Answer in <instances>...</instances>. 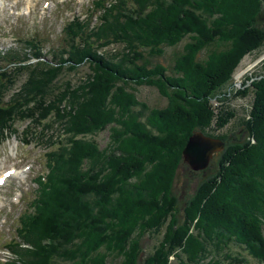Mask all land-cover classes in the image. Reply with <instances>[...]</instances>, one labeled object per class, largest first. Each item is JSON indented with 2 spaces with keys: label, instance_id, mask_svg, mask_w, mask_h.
Masks as SVG:
<instances>
[{
  "label": "trees",
  "instance_id": "trees-1",
  "mask_svg": "<svg viewBox=\"0 0 264 264\" xmlns=\"http://www.w3.org/2000/svg\"><path fill=\"white\" fill-rule=\"evenodd\" d=\"M93 5L89 15L95 14L96 23L77 16L62 26L67 42L61 56L56 51L46 59L39 43H30L34 61L20 54L0 61V137L15 132L16 119H26L22 138L43 143L45 165L18 213L4 262L105 264L110 257L117 264L245 263L239 251H231L234 245L264 264V57L243 89L222 88L231 83L242 54L264 51V0ZM182 38L167 66L145 59ZM118 42L125 47L118 58L103 50ZM202 49L205 56L199 57ZM82 63L87 72L76 83L58 79L62 70ZM21 73L24 79L3 100ZM130 83L154 86L165 104L149 106ZM248 92L244 136L218 153L213 171L198 181L176 222L170 188L178 166L188 169L180 159L187 135L199 129L222 138L214 130L234 112L212 107L226 93ZM104 127L108 138L99 147L86 135ZM46 128L60 131L54 138ZM159 231L141 255L142 237Z\"/></svg>",
  "mask_w": 264,
  "mask_h": 264
},
{
  "label": "rangeland",
  "instance_id": "rangeland-1",
  "mask_svg": "<svg viewBox=\"0 0 264 264\" xmlns=\"http://www.w3.org/2000/svg\"><path fill=\"white\" fill-rule=\"evenodd\" d=\"M93 1L0 0V52H4V56L0 61H4L8 57L7 55L13 54H20L24 58L27 57L26 62L34 61L35 59L30 57V48L27 45L30 43L36 44L37 46L39 43L40 50L46 59L54 58L56 51L61 56L60 48L65 46L67 42L63 36L62 26H64L66 21L77 16V18H81L82 20L89 19L90 17L89 22L96 23L97 18L95 14L92 16L89 15V13L96 9ZM184 40L185 38H182L171 46L164 45L162 47V53L159 55L144 54V57L151 64L159 62L167 66L170 63L172 54L181 49ZM123 48L125 49L118 42L109 43L104 46L103 50L110 51L113 58H118ZM263 52L261 50H252L242 54L232 72L231 83L226 86L224 85L222 88L232 89V93L243 89L254 77L253 74L259 72L261 66H263L259 60L264 56L258 58ZM204 54L205 51L202 49L199 51L198 56L204 57ZM86 72V63H82L73 71L62 70L58 75V79L61 82L69 80L71 83H76L78 79L84 77ZM23 79L24 73H21L17 77L14 85L6 92L3 100H6L9 94L18 87ZM130 85L134 90L135 96L145 101L149 106H163L165 104V97L160 95L154 86L145 84L135 85L132 83ZM225 96L227 99L218 104L219 106H216V104L214 106L215 101L212 100L213 110L216 111L217 108L221 107L225 110L229 108L234 112V115L229 117L225 124L214 130V132L221 134L222 138H219L223 141V147L226 144L233 145L237 143L244 136L241 119L248 117L247 113L251 103V92L243 96H232L230 93H226ZM26 123V119H16L13 123L16 129L15 132L6 133L5 137H0V174L10 168H14L15 170L14 173L8 174L0 182V264H9L8 259L4 262V258L9 256L8 251L4 247L7 245L8 240H11L10 237H14L16 234L15 228L18 213L27 205V202L33 195V189L35 187L33 181L34 176L41 175L45 168L44 158H42L43 143L38 141L34 136H27L28 142H24L22 138L21 129ZM35 127V130L39 131L38 128L40 126L36 125ZM42 127L44 126L41 125ZM46 129V132L48 134L49 132L52 133L54 138L55 133L57 134L60 131V129H56V131L53 129L49 130V128ZM1 134L4 135V132L2 131ZM86 137L92 138L99 147H102L107 141L108 129L104 127L87 134ZM51 144L54 146L55 142ZM221 150L212 155L208 164L203 169H191L181 160L188 169L183 167V165L178 166L170 188V196H172V201L173 203L175 202L177 208V212L173 211L174 216H172L176 222H181V207H183L185 200L190 197L189 195L192 194L198 181L213 171L218 153ZM160 236L161 231L155 233V235H144L141 239V255L151 250L152 244ZM231 251H239L238 253L246 258V262L243 264H257L255 259L245 253L244 250L232 245ZM221 261L227 264L226 259ZM105 264H117V259L109 257L106 259Z\"/></svg>",
  "mask_w": 264,
  "mask_h": 264
},
{
  "label": "water",
  "instance_id": "water-1",
  "mask_svg": "<svg viewBox=\"0 0 264 264\" xmlns=\"http://www.w3.org/2000/svg\"><path fill=\"white\" fill-rule=\"evenodd\" d=\"M264 56V52L258 57ZM223 148L219 137L204 134L199 129H193L186 137L180 150L181 160L191 169H203L212 155Z\"/></svg>",
  "mask_w": 264,
  "mask_h": 264
},
{
  "label": "bare ground",
  "instance_id": "bare-ground-1",
  "mask_svg": "<svg viewBox=\"0 0 264 264\" xmlns=\"http://www.w3.org/2000/svg\"><path fill=\"white\" fill-rule=\"evenodd\" d=\"M11 173H14V170H13V169L10 170V174H11Z\"/></svg>",
  "mask_w": 264,
  "mask_h": 264
}]
</instances>
